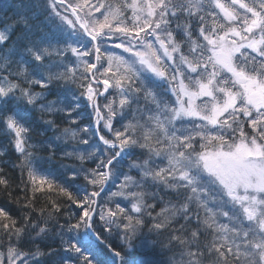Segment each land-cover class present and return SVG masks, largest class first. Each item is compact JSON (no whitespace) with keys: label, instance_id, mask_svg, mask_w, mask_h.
Here are the masks:
<instances>
[{"label":"snow or ice","instance_id":"snow-or-ice-1","mask_svg":"<svg viewBox=\"0 0 264 264\" xmlns=\"http://www.w3.org/2000/svg\"><path fill=\"white\" fill-rule=\"evenodd\" d=\"M24 7L0 16V264H264V0H47L39 37Z\"/></svg>","mask_w":264,"mask_h":264},{"label":"trees","instance_id":"trees-1","mask_svg":"<svg viewBox=\"0 0 264 264\" xmlns=\"http://www.w3.org/2000/svg\"><path fill=\"white\" fill-rule=\"evenodd\" d=\"M105 4H111L114 7H119L121 4L125 2V0H102ZM130 2V0H129ZM92 4H96L97 0H91ZM21 4H23L24 10L29 11L32 19V25H33V31L37 34V36H51L53 34L60 35V33L57 32L56 25L59 23V21L53 22V19L49 17V10L47 9V0H0V16L8 15L11 16L13 12L20 9ZM103 11V9H101ZM95 15L99 16V13H95ZM127 15L130 17L131 12L128 11ZM66 37V33L64 34ZM55 97H50V99H54ZM165 100H167L169 103H171L173 100V97L171 94L169 96L164 97ZM100 103L103 105L105 101L103 100V97L100 98ZM84 102L82 101V108H83ZM39 113L33 114V119L38 121ZM93 114L91 112V108L89 107L86 111L83 112V120L81 123V127L88 126L90 130L93 129ZM127 123V121H125ZM117 128L120 127V124L117 123L115 125ZM81 135H85L83 133L77 132V140ZM85 138L90 139V143L93 147L98 146L97 144V138L91 137V135H86ZM34 142L36 140V137L33 138ZM6 143V138L3 135L2 130H0V147H2ZM71 144L75 145V141H70ZM80 148H85L84 145H75ZM71 150V147L68 149ZM91 150V149H89ZM9 159H15V155L12 157H9ZM41 164H43V161H41ZM77 164V161L74 159H63L58 158L56 160H53L51 163L43 164L44 168H47L50 170L51 176L59 177L62 176L66 172L65 165L70 167H75ZM9 174L13 177H19L20 173L16 170H13L11 166L9 165ZM109 188L112 190H115L113 185H109ZM103 196V194H102ZM171 200L172 203H176V199L174 196H168L165 198V204ZM5 201L0 199V205L4 204ZM41 204L43 203V198H41ZM164 205H161L163 207ZM9 208H12L14 210L13 205H8ZM227 210V209H224ZM159 211V208L157 209ZM221 220H226V218L219 217ZM228 223V221H227ZM244 227H247L246 221L243 222ZM105 235H107L105 233ZM0 237H2V234H0ZM164 240V237H149V240ZM212 236L205 234V237L202 238V243H208L211 241ZM102 247V246H100ZM4 249H0V251H3ZM181 251H185V255H181ZM137 259L139 260H148L151 261L152 264H173V262H181V264H187L188 257L186 255V250L181 249L180 246L176 247H165L162 246L160 243H150L148 246L139 248L137 251ZM204 264H212V261L210 259H205Z\"/></svg>","mask_w":264,"mask_h":264},{"label":"rangeland","instance_id":"rangeland-1","mask_svg":"<svg viewBox=\"0 0 264 264\" xmlns=\"http://www.w3.org/2000/svg\"><path fill=\"white\" fill-rule=\"evenodd\" d=\"M223 2H228V0H223ZM220 19H221V21H222V16L220 17ZM116 51L119 52V51H121V50H116ZM174 99H175V98H174ZM174 99H173V100H174ZM197 103H200V101L198 100ZM95 119H96V117L93 115V121H94ZM101 122H103V121H101ZM219 220H220V222H222V223H227V219L224 220V221L221 220V219H219ZM245 221H246V220H245ZM246 223H248V222L246 221Z\"/></svg>","mask_w":264,"mask_h":264}]
</instances>
